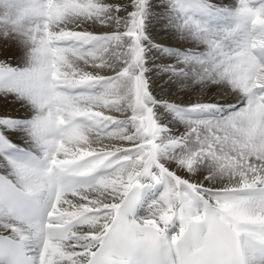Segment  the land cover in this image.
Segmentation results:
<instances>
[{"label":"snow or ice","instance_id":"6c2138e0","mask_svg":"<svg viewBox=\"0 0 264 264\" xmlns=\"http://www.w3.org/2000/svg\"><path fill=\"white\" fill-rule=\"evenodd\" d=\"M0 34L32 110L0 116V264H264V0H0ZM157 73L236 103L157 99Z\"/></svg>","mask_w":264,"mask_h":264},{"label":"bare ground","instance_id":"6f19581e","mask_svg":"<svg viewBox=\"0 0 264 264\" xmlns=\"http://www.w3.org/2000/svg\"><path fill=\"white\" fill-rule=\"evenodd\" d=\"M213 2L232 6L236 4L237 0H213ZM95 30L103 31L106 29L97 27ZM151 37L154 40V42L158 44L170 46V47L186 48L187 46L189 47V43L191 42L189 40H185L181 35L177 34L173 29L162 26V21H155L153 23L152 28H151ZM192 44L193 43H191V45ZM199 50H203L202 46L199 48ZM152 55L158 58L157 59L158 63H171L172 60L174 59V58H168V57H159V54L156 53L155 51L152 52ZM23 59H24L23 45L16 39H5L2 36V34H0V61H3V60L10 61L11 60V61H15L14 63H18L17 65H20ZM152 86L153 88L155 87V88H160V89H163V88L172 89L173 92L176 93L177 97L180 98V101L178 100V98L176 101L182 102V103H188L190 101L189 99L191 98V96H196L194 100H197V99L207 100L209 98L208 96L201 94L202 89L200 88L198 84H193L191 81H183V80H175V79L170 80L169 77L163 73L155 74L153 78ZM207 90L208 92L210 93L213 92L214 94H218L221 91V89L217 87H211ZM197 92L199 93V95ZM175 99H172V100H175ZM169 100H171L170 97H169ZM224 101H226L227 103L233 104V101L236 102V97L231 96L229 98H224ZM19 102L20 101L17 100L16 97L11 94H8V95L0 94V116L20 117L18 115L20 114L23 115L22 114L23 112L22 113L16 112V111L14 112L12 110L14 109L13 107L18 105ZM177 130L183 131V125H180L178 123L175 124L173 126V132H176ZM22 135L20 136V138L24 139L25 136L23 138Z\"/></svg>","mask_w":264,"mask_h":264},{"label":"rangeland","instance_id":"374dc122","mask_svg":"<svg viewBox=\"0 0 264 264\" xmlns=\"http://www.w3.org/2000/svg\"><path fill=\"white\" fill-rule=\"evenodd\" d=\"M191 43H193L192 41L189 43V47L188 48H193V49H196V50H199V48L202 46V45H197V44H195V43H193L192 45H191ZM191 46V47H190ZM186 47V48H187ZM202 48H203V46H202ZM4 62H6V63H8V64H10V65H13L14 67L15 66H18L17 64L18 63H14L15 61H7V60H3ZM206 89V90H205ZM207 89H209V88H204L202 91H201V94L202 95H206V96H208V97H213V98H217V99H221V97H219L217 94H214L213 92H208V90ZM152 91H153V94L154 95H156L157 96V99H167V100H169V97H170V99L172 100V99H175V100H172V101H175V102H178V101H176L177 100V95H176V93H174L173 92V90L172 89H169V88H163V89H160V88H153V86H152ZM218 91V90H217ZM198 93V92H197ZM200 94V95H201ZM197 95V94H196ZM198 95H199V93H198ZM197 95V96H198ZM231 96H233V95H227L226 97H223L222 98V100H224V98H229V97H231ZM235 97V96H234ZM196 98V96H191V98L189 99L190 101H192V100H194ZM171 100H169V101H171ZM178 100L180 101V98H178ZM232 102V101H231ZM236 102L235 101H233V104H235ZM26 106V107H25ZM14 109H12L14 112L16 111V112H23L22 114L23 115H18V116H20V117H14V118H27V117H29L30 115H31V112H32V110H31V108L29 107V106H27V105H25V104H23L22 102H19L18 103V105H16L15 107H13ZM20 108V109H19ZM25 110H24V109ZM28 108V109H27ZM12 117V116H11ZM165 120H168L169 119V117H165L164 118ZM23 134V135H22ZM6 135L8 136V138L10 139V140H12L14 143H18V144H23V141L25 140V138H24V133H22V131H15V132H7L6 133ZM22 135V137L24 138V139H22V138H20V136ZM23 146H26V145H23Z\"/></svg>","mask_w":264,"mask_h":264}]
</instances>
